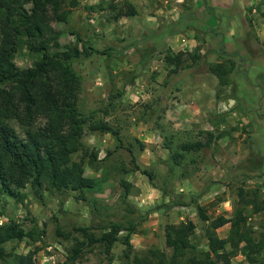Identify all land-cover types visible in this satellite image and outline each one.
<instances>
[{
	"label": "rangeland",
	"instance_id": "obj_1",
	"mask_svg": "<svg viewBox=\"0 0 264 264\" xmlns=\"http://www.w3.org/2000/svg\"><path fill=\"white\" fill-rule=\"evenodd\" d=\"M130 8L132 15L126 14ZM47 9L50 42L91 48L71 62L79 76V110L106 119L121 143L109 133L82 135L83 147L71 159L96 180L84 200L70 190L36 195L28 185L18 198L0 192V222L10 218L33 232L6 242L0 264H15L16 255H29L31 264H132V254L148 249L169 254L165 224L191 220L194 247L185 264L206 249L196 205L210 218H228L239 194L249 197L252 190L264 204V0H60L57 14ZM190 37L199 47L197 62L179 69L165 65L166 50H193ZM31 59L20 51L14 62L26 67ZM216 62L230 66L224 85L207 69ZM10 124L20 135L19 125ZM183 142L202 146L181 152ZM175 151L183 154L178 164L170 158ZM143 168L152 173L150 181ZM122 181L129 184L125 197ZM243 213L252 235L264 236V210L246 205ZM125 221L135 225L128 257L120 231L109 263L97 245L66 261L79 237L74 227L99 234L110 222ZM56 226L69 236L57 235ZM228 228L225 223L215 234L224 237ZM245 250L239 242L230 264H264L262 252L248 261Z\"/></svg>",
	"mask_w": 264,
	"mask_h": 264
},
{
	"label": "trees",
	"instance_id": "obj_2",
	"mask_svg": "<svg viewBox=\"0 0 264 264\" xmlns=\"http://www.w3.org/2000/svg\"><path fill=\"white\" fill-rule=\"evenodd\" d=\"M0 0V192L10 197H20L19 190L26 185L36 195L42 190L76 191V199H85V192L96 185L94 178L85 176L80 161L72 160L71 155L82 149V135L90 133H109L121 143L118 131L104 118H95L82 113L77 104L79 76L71 62L80 55H88L91 48L86 45L61 46L56 40L50 42L52 30L48 26L49 6L57 14L60 0ZM29 4V7L25 5ZM117 13L114 17L116 18ZM134 14L132 8L126 13ZM20 51L32 57L26 67H18L14 58ZM199 47L192 51L166 50L162 61L174 68L190 67L199 59ZM189 61V64L184 65ZM208 71L219 84H226L230 66L222 62L211 63ZM106 113V112H105ZM14 121L21 128L18 135L10 124ZM142 144H140L141 146ZM202 146L199 142H183L181 152L196 151ZM171 152L170 158L178 164L183 154ZM95 158L93 152L89 155ZM133 167L139 170L132 156ZM140 172L150 181L153 175L147 169ZM124 197L129 184L122 181ZM240 193L238 206L231 217L217 215L208 217L202 206L196 205V215L205 223L204 238L206 249L200 257H187L185 264H230L239 242L244 243V257L253 261L258 253L264 254L263 232L256 238L252 229L245 224L243 208L253 206V212L264 210V204L257 200L255 190L249 197ZM228 223L227 235L218 237L215 229ZM135 225L110 222L99 234L84 226L73 228L79 235L73 239L66 261H75L87 246L102 248L107 263L110 262V249L119 240V232L125 231L120 242L125 246L124 256L128 257L132 245L129 235L134 233ZM55 233L67 238L56 226ZM32 230H24L13 219L0 222V261L5 256V243L31 238ZM194 223L191 220L167 223L164 226V243L170 249L166 254L159 249H148L139 256L132 254V264H182L186 252L193 248L191 237ZM15 264H31L29 255H16Z\"/></svg>",
	"mask_w": 264,
	"mask_h": 264
},
{
	"label": "crops",
	"instance_id": "obj_3",
	"mask_svg": "<svg viewBox=\"0 0 264 264\" xmlns=\"http://www.w3.org/2000/svg\"><path fill=\"white\" fill-rule=\"evenodd\" d=\"M177 41H175V43H176ZM172 43V42H171ZM186 43L189 45V47H194L196 44H197V42H196V40L193 38V37H190V38H188L187 40H186ZM170 47H172V45L170 46ZM189 49V48H188ZM207 92H208V95H210L212 92H210V91H208L207 89H205Z\"/></svg>",
	"mask_w": 264,
	"mask_h": 264
}]
</instances>
